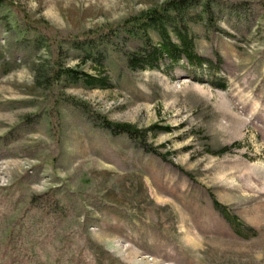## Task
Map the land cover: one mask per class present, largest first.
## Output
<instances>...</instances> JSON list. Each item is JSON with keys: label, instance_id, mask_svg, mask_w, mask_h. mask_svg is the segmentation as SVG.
I'll list each match as a JSON object with an SVG mask.
<instances>
[{"label": "rangeland", "instance_id": "374dc122", "mask_svg": "<svg viewBox=\"0 0 264 264\" xmlns=\"http://www.w3.org/2000/svg\"><path fill=\"white\" fill-rule=\"evenodd\" d=\"M166 1L0 0V264H264V0L190 1L209 64L129 69Z\"/></svg>", "mask_w": 264, "mask_h": 264}, {"label": "trees", "instance_id": "16d2710c", "mask_svg": "<svg viewBox=\"0 0 264 264\" xmlns=\"http://www.w3.org/2000/svg\"><path fill=\"white\" fill-rule=\"evenodd\" d=\"M192 0H168L160 7H152L139 13L135 17H130L123 22L124 29L130 36H139L141 44L133 51L128 53L126 58L127 67L132 70H147L158 68L160 64L168 61L170 64L185 61L189 66L200 68L209 61L198 56L194 51V41L189 36L185 28H181L176 23L183 8ZM147 31L154 32L159 41L152 43ZM100 56V55H99ZM97 56L96 64L101 65V57ZM97 75L74 71L72 69L64 70V74L75 81H82L90 88H106V79L102 76V71L97 68ZM106 128L114 133H124L139 138V133L130 124H111L106 123ZM233 146H237L233 145ZM231 147H224L216 154H223ZM214 208L220 211L225 219L234 225L233 217L224 212L217 202H214Z\"/></svg>", "mask_w": 264, "mask_h": 264}]
</instances>
